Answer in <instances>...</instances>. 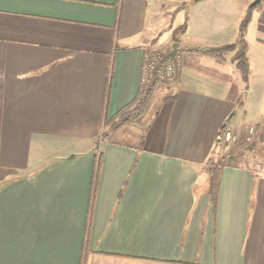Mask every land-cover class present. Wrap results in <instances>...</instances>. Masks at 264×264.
<instances>
[{
  "label": "crops",
  "instance_id": "1",
  "mask_svg": "<svg viewBox=\"0 0 264 264\" xmlns=\"http://www.w3.org/2000/svg\"><path fill=\"white\" fill-rule=\"evenodd\" d=\"M216 4L0 0V264H264V111L230 117L264 90L194 52L235 7ZM175 43L176 86L112 132L147 55ZM225 124L257 137L215 187Z\"/></svg>",
  "mask_w": 264,
  "mask_h": 264
},
{
  "label": "rangeland",
  "instance_id": "2",
  "mask_svg": "<svg viewBox=\"0 0 264 264\" xmlns=\"http://www.w3.org/2000/svg\"><path fill=\"white\" fill-rule=\"evenodd\" d=\"M167 3V7L171 5V0H163ZM249 0H214V2H217L216 5L224 6H232V4H235V7L233 8V11L226 15L228 18L226 21L223 20L224 26L222 28H215L210 27L209 25V31H207L204 34L200 35V38H203V40L208 42L209 48L214 47L215 45H222L227 43V41L233 40L237 37L236 30H238V27L244 20V18L250 14V20L247 26V32H246V42L249 49V56L247 54V57H249V72L250 69L253 71L251 72L252 77L249 78V74L247 79H245L246 83L248 84V87L256 88L258 91H261L260 89L264 90V86L262 85L264 77V71L262 70L263 64H264V0H259L256 5L253 7L252 4L257 0H252L251 4L248 5ZM242 4L248 5L246 8V14L243 19L240 21L236 20V17H238L239 10H237V5L240 6ZM220 7V6H219ZM231 9V8H230ZM262 21V23L260 22ZM182 31V30H181ZM180 29L178 30V34L181 35L182 32ZM235 43V42H234ZM232 43V44H234ZM228 44V45H232ZM220 47V46H219ZM239 50V47H235L231 49L230 51L226 52V58L227 60H231L236 56L237 51ZM152 51V50H151ZM161 52V51H159ZM233 62V61H232ZM234 63V62H233ZM235 64V63H234ZM257 72V73H256ZM262 75H259V74ZM169 88H174L170 84H165ZM162 84V85H163ZM247 92V91H246ZM245 97L243 98V102L245 101ZM247 101V100H246ZM245 101V103H246ZM247 112L246 114L243 111V108L241 107L238 109L235 113H231L230 117L233 119V124H239V125H248L252 122V119L258 115V112L264 111V102H262V98L258 99V97H252L250 101L246 104ZM232 115H234L232 117ZM245 130V128H242V131ZM241 142V143H240ZM238 143V144H237ZM252 147L246 146L242 143L241 138L238 139V141L232 145L229 149H226L221 144L218 145L217 149H215V157L213 165L219 164L223 162V160H228L232 158V154H236L237 157L243 158L245 156V153L247 151H250ZM235 162L236 157H234ZM241 160H239V163Z\"/></svg>",
  "mask_w": 264,
  "mask_h": 264
},
{
  "label": "trees",
  "instance_id": "3",
  "mask_svg": "<svg viewBox=\"0 0 264 264\" xmlns=\"http://www.w3.org/2000/svg\"><path fill=\"white\" fill-rule=\"evenodd\" d=\"M250 20V14H248L242 23L239 26V34L237 37V40L232 45H223L220 47H213V48H205L202 50H194V52L198 53L200 52L202 55L211 57L220 61H226V52L230 51L231 49L235 47H239V50L236 53V56L232 59V61L235 63L237 69L240 72L241 77L245 80L248 77L249 74V62L247 57L248 52V45L245 39L246 32H247V26ZM264 20V15H263ZM186 26L183 25L181 30L182 32L185 31ZM176 60V58H167L166 55L164 56L163 60ZM163 84V82L159 81L156 78H153L149 80L147 83H141L139 93L135 101L128 106L127 108H124L123 110L119 111L117 116L108 121L107 124L110 126V130L112 132L117 131L119 128L130 125L133 122L137 121L139 118H141L146 110L148 109L150 102L152 100L153 94L156 91V88L158 85ZM226 124L222 126L221 131L219 133V136L226 130ZM242 143L246 146L252 147V145H249L245 143V140L243 137L241 138ZM241 143V142H240ZM238 144V143H237ZM231 159L229 160H223V162L213 165L210 169L212 171V175L214 180L216 181L215 187H217V179H218V173L223 168V166L231 164ZM215 200V198H214Z\"/></svg>",
  "mask_w": 264,
  "mask_h": 264
},
{
  "label": "built area",
  "instance_id": "4",
  "mask_svg": "<svg viewBox=\"0 0 264 264\" xmlns=\"http://www.w3.org/2000/svg\"><path fill=\"white\" fill-rule=\"evenodd\" d=\"M164 56V53L157 50H153L147 55L143 69V82L147 83L149 80L156 78L165 84L176 86V62L173 59L163 60ZM256 137L257 130L253 126L247 127L243 133V139L249 145L254 144ZM238 139L239 137L232 130L226 129L219 136L218 141L223 147L229 149Z\"/></svg>",
  "mask_w": 264,
  "mask_h": 264
},
{
  "label": "water",
  "instance_id": "5",
  "mask_svg": "<svg viewBox=\"0 0 264 264\" xmlns=\"http://www.w3.org/2000/svg\"><path fill=\"white\" fill-rule=\"evenodd\" d=\"M259 0L255 1L251 7H253L254 5H256V3H258ZM178 48H179V44L178 43H175L173 45V50L171 53H169L166 57L167 58H175L176 57V54H177V51H178Z\"/></svg>",
  "mask_w": 264,
  "mask_h": 264
}]
</instances>
